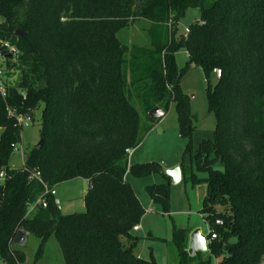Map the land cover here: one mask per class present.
I'll use <instances>...</instances> for the list:
<instances>
[{
  "label": "trees",
  "instance_id": "obj_1",
  "mask_svg": "<svg viewBox=\"0 0 264 264\" xmlns=\"http://www.w3.org/2000/svg\"><path fill=\"white\" fill-rule=\"evenodd\" d=\"M189 9L199 19L189 32L178 23ZM150 23L152 49L138 53L129 29ZM26 32L24 37L15 34ZM15 45L16 84L0 92V260L23 264L25 246L14 244L20 229L39 239L32 264L46 256L54 238L64 264H160L136 253L135 227L146 209L126 179L162 174L167 182L146 186L155 204L169 209L171 178L161 163H130L159 119L160 106L176 104L186 139L183 178L206 172L201 212L210 225L208 251L189 253V228H173L167 241L177 264H261L264 257V0H0L1 42ZM187 52L180 67L176 53ZM6 54V51L3 50ZM200 66L208 83L213 138L194 150L196 117L180 81ZM216 68L221 76L214 84ZM7 74V73H6ZM7 78V77H6ZM140 104L141 109L138 108ZM40 113L42 147L34 146L22 167L11 165L24 126L15 115ZM39 171L42 180L30 179ZM3 174V177H1ZM77 178L88 180L85 210L63 213L55 195L29 213L43 192ZM220 220L223 224H216ZM212 232L217 237L212 238ZM149 239L153 238L148 236ZM158 239V238H157ZM164 240V239H162Z\"/></svg>",
  "mask_w": 264,
  "mask_h": 264
},
{
  "label": "rangeland",
  "instance_id": "obj_2",
  "mask_svg": "<svg viewBox=\"0 0 264 264\" xmlns=\"http://www.w3.org/2000/svg\"><path fill=\"white\" fill-rule=\"evenodd\" d=\"M198 11L189 9L184 18L178 23V34H183L190 23L199 19ZM150 23L141 21L132 26L128 31L130 44L138 53H145L152 49L153 35L149 32ZM177 63L183 67L187 63V52L181 48L176 53ZM6 77L9 83L16 84L19 73L14 69L7 71ZM218 77L215 72L211 78L214 84ZM180 86L184 93L189 96L191 111L196 117V129L193 133L192 147L195 150L203 139L213 138L216 119L209 111L208 104V83L203 69L200 66H190L183 75ZM138 108L141 109L140 104ZM34 123L25 125L22 131V143L14 151L10 163L15 167H22L26 160L27 153L41 140L40 113H37ZM153 129L148 132L143 143L131 155L132 163L159 162L164 169L181 165L184 159L186 165H192V153L184 157L186 139L180 134L176 104L171 103L170 109L165 116L154 122ZM0 130V134H1ZM199 181L193 182L183 178L178 184L171 182L170 205L164 210L160 204H155L146 189V186L153 183L167 182L162 174H153L145 177H136L130 170L127 179L131 183L146 213L140 222L138 235L142 239L137 247L136 253L140 257L149 258L152 254L161 264H177V259L171 255L172 248L167 241L173 237V228L200 229L207 234L210 225L201 212L204 196L206 194V183L204 178L206 172L195 171ZM88 190L86 180L79 178L74 181H67L57 186V192L61 197V210L63 213L82 212L85 210L84 193ZM191 232V233H192ZM151 235L154 238L149 239ZM191 235V234H190ZM158 238V239H157ZM165 239V240H162ZM39 239L30 236L27 242V259L23 264H32L34 254L37 250ZM219 259L212 258L211 264H218ZM0 264H4L0 260ZM37 264H64V259L58 244L54 238L49 241L46 256Z\"/></svg>",
  "mask_w": 264,
  "mask_h": 264
},
{
  "label": "built area",
  "instance_id": "obj_3",
  "mask_svg": "<svg viewBox=\"0 0 264 264\" xmlns=\"http://www.w3.org/2000/svg\"><path fill=\"white\" fill-rule=\"evenodd\" d=\"M189 28L187 27L186 29V32H189ZM3 50L6 51V54L3 53ZM19 53V50L18 48L11 44L10 42L8 41H2L1 42V49H0V92L2 93V95L4 97H6L7 95V92H6V81H7V78H6V68H7V61L8 59L10 58L11 60L13 61H16V56L18 55ZM12 55V56H10ZM10 56V57H9ZM216 76L219 78L221 76V69L219 68H216L214 70ZM12 115H15L14 113H11ZM16 118H17V121L22 124L23 126L25 125H30L33 121V116L32 115H27V116H24V115H15ZM19 149L18 148V145L15 146V150ZM25 163V161H24ZM24 165V164H23ZM1 177H3V174H1ZM39 179V180H42L41 178V174L39 171H34L31 176H30V179ZM50 195H57V189L56 187H51L49 186L48 184H44V190L43 192L41 193V195L35 200V201H32V202H29L28 203V209H29V213H31L32 211H34L37 207H47L48 206V197ZM216 224H223L222 221L220 220H217L216 221ZM139 226H136L135 229H138ZM208 234H205L207 236V240L208 242L210 241L209 237H208ZM217 237V234L216 232H212V238H215Z\"/></svg>",
  "mask_w": 264,
  "mask_h": 264
},
{
  "label": "water",
  "instance_id": "obj_4",
  "mask_svg": "<svg viewBox=\"0 0 264 264\" xmlns=\"http://www.w3.org/2000/svg\"><path fill=\"white\" fill-rule=\"evenodd\" d=\"M15 34L19 37H24L26 32L22 29H17ZM12 56V55H10ZM166 110L160 106L154 107L150 113L149 117L152 119H159L165 116ZM44 140L41 139L37 144V147H42ZM164 173L171 178L173 184H178L182 180V169L180 165L173 166L171 168L164 169ZM57 202L59 200L57 199ZM29 239V233L25 229H20L15 238L14 244L18 246H26ZM208 240L207 236L201 232L200 229H195L190 235L189 242V253L190 255H195L198 251L206 252L208 251Z\"/></svg>",
  "mask_w": 264,
  "mask_h": 264
},
{
  "label": "crops",
  "instance_id": "obj_5",
  "mask_svg": "<svg viewBox=\"0 0 264 264\" xmlns=\"http://www.w3.org/2000/svg\"><path fill=\"white\" fill-rule=\"evenodd\" d=\"M131 46L133 47L132 44H131ZM152 129H153V128H152ZM152 129H151V130H152ZM151 130H150V131H151ZM150 131H149V132H150ZM147 134H148V133H147ZM147 134H146V135H147ZM145 137H146V136H145ZM144 139H145V138H144ZM143 141H144V140H143ZM142 143H143V142H142ZM142 143H141V144H142ZM141 144H140V145H141ZM140 145H139V146H140ZM139 146H138V147H139ZM138 147H137V148H138ZM137 148L132 149V150H130V152H129V159H130V163H131V164H132V161H131V155H132L134 152H136ZM132 156H133V155H132ZM180 166H181V165H180ZM182 174H183V173H182ZM77 179H79V178H77ZM77 179H75V180H77ZM82 179H83V178H82ZM126 179H127V175H126ZM182 179H183V175H182ZM84 180H86V179H84ZM127 180H128V179H127ZM71 181H74V180H71ZM86 181H87L88 186H89V182H88V180H86ZM86 192H87V191H86ZM86 192L84 193V195L86 194ZM56 198L59 200V204H60V206H61V202H62L61 200H62V199H61V197L59 196L58 192H57V196H56ZM138 226H139V228H138V229H135V232H136V233H138V230L140 229L141 225L139 224ZM187 228H189V227H187ZM189 229H191V228H189ZM191 232H192V229H191ZM191 232H190V234H191ZM149 236H151V235H149ZM29 237H30V236H29ZM152 237H153V236H152ZM153 238H154V237H153ZM154 239H155V238H154ZM164 240H165V239H164ZM189 242H190V235H189ZM158 262H159V261H158ZM160 264H161V263H160ZM261 264H264V257H263V259H262Z\"/></svg>",
  "mask_w": 264,
  "mask_h": 264
}]
</instances>
